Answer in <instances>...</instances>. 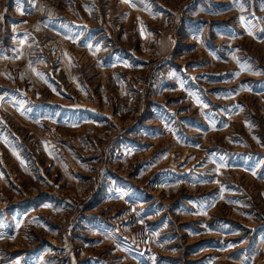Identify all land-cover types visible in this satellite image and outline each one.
Returning a JSON list of instances; mask_svg holds the SVG:
<instances>
[{
  "label": "rangeland",
  "instance_id": "374dc122",
  "mask_svg": "<svg viewBox=\"0 0 264 264\" xmlns=\"http://www.w3.org/2000/svg\"><path fill=\"white\" fill-rule=\"evenodd\" d=\"M0 264H264V0H0Z\"/></svg>",
  "mask_w": 264,
  "mask_h": 264
},
{
  "label": "built area",
  "instance_id": "2783aa9c",
  "mask_svg": "<svg viewBox=\"0 0 264 264\" xmlns=\"http://www.w3.org/2000/svg\"><path fill=\"white\" fill-rule=\"evenodd\" d=\"M75 207V206H74Z\"/></svg>",
  "mask_w": 264,
  "mask_h": 264
},
{
  "label": "crops",
  "instance_id": "0c3cea01",
  "mask_svg": "<svg viewBox=\"0 0 264 264\" xmlns=\"http://www.w3.org/2000/svg\"><path fill=\"white\" fill-rule=\"evenodd\" d=\"M41 206V205H40Z\"/></svg>",
  "mask_w": 264,
  "mask_h": 264
}]
</instances>
